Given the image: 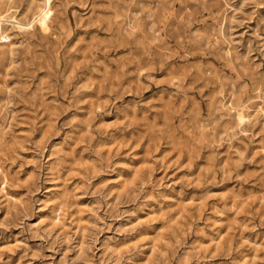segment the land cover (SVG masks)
Segmentation results:
<instances>
[{"label": "rangeland", "instance_id": "rangeland-1", "mask_svg": "<svg viewBox=\"0 0 264 264\" xmlns=\"http://www.w3.org/2000/svg\"><path fill=\"white\" fill-rule=\"evenodd\" d=\"M0 264H264V0H0Z\"/></svg>", "mask_w": 264, "mask_h": 264}]
</instances>
